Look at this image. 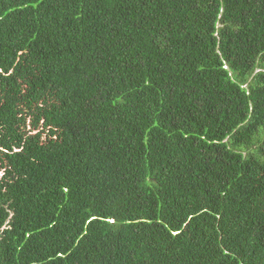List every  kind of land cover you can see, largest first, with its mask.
Wrapping results in <instances>:
<instances>
[{"label":"trees","instance_id":"trees-1","mask_svg":"<svg viewBox=\"0 0 264 264\" xmlns=\"http://www.w3.org/2000/svg\"><path fill=\"white\" fill-rule=\"evenodd\" d=\"M0 264H264V0H0Z\"/></svg>","mask_w":264,"mask_h":264}]
</instances>
